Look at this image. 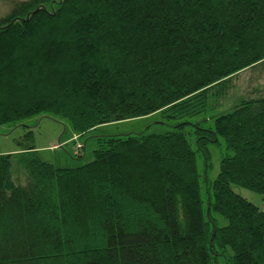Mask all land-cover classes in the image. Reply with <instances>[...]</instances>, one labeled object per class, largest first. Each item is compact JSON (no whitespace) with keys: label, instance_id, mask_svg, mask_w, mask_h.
<instances>
[{"label":"trees","instance_id":"trees-1","mask_svg":"<svg viewBox=\"0 0 264 264\" xmlns=\"http://www.w3.org/2000/svg\"><path fill=\"white\" fill-rule=\"evenodd\" d=\"M249 70L264 74V0L13 5L0 16V124L49 114L84 133L158 111L175 123L98 136L76 168L41 160L25 126L0 153V264H264V207L232 189L264 200V82L213 128L196 124V149L183 131ZM218 136L226 153L204 201L196 156L208 166Z\"/></svg>","mask_w":264,"mask_h":264},{"label":"rangeland","instance_id":"rangeland-1","mask_svg":"<svg viewBox=\"0 0 264 264\" xmlns=\"http://www.w3.org/2000/svg\"><path fill=\"white\" fill-rule=\"evenodd\" d=\"M20 1L24 0H0V16L6 14L13 5ZM263 75L257 70H249L234 76L231 86L223 95L217 96V98H222L219 108L187 119L189 123L184 125L183 131L193 149H196L194 126L198 124L204 128H213L215 115L223 110L226 111L229 106L243 98L246 91H249V86L259 87L263 92L264 80L260 78ZM257 78H260L258 82L250 84ZM251 95L254 96V93L252 92ZM174 123L175 121L166 117L165 113L158 111L137 118L100 124L87 132L77 133L67 119L49 114H36L21 122L0 124V153L16 152L18 150L16 141L21 139L27 130L26 127H29L33 132V144L41 160L56 167L76 168L93 159V150L98 145V136L163 133L172 129ZM208 150V166L200 152L196 156L198 171L201 174L200 191L204 201L207 199L206 181L212 182L216 178L220 160L226 153L223 137L218 136L217 142L209 143ZM232 189L254 205L264 207L263 197L259 193L234 185ZM215 217L219 226L226 225L227 220L224 217L219 214H215ZM217 261V264H225L222 256Z\"/></svg>","mask_w":264,"mask_h":264}]
</instances>
